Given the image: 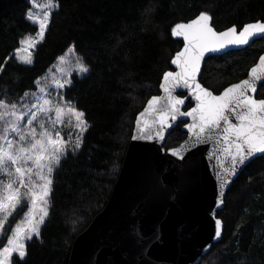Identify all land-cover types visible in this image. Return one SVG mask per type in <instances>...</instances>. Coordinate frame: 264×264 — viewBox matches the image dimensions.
<instances>
[{
  "label": "trees",
  "instance_id": "trees-1",
  "mask_svg": "<svg viewBox=\"0 0 264 264\" xmlns=\"http://www.w3.org/2000/svg\"><path fill=\"white\" fill-rule=\"evenodd\" d=\"M44 38L37 43L33 62L16 58L21 40L39 31L26 18L30 0H0V97L17 101L37 89L58 58L74 45L89 67L73 75L64 96L84 112L88 129L83 143L69 150L55 169L49 216L41 237L27 242V255L12 264H69L75 238L109 200L123 163L137 114L160 92L163 74L183 42L172 35L174 26L201 12L212 16L218 30L239 29L264 21V0H58ZM264 52V38L248 47L206 59L201 82L215 93L247 76ZM183 95V93H181ZM258 98H264V85ZM192 105L188 102L187 108ZM180 122L165 147L187 136ZM19 209L5 226L3 246L11 228L25 212ZM225 223L223 238L214 243L200 264H264V155L253 159L236 178L218 211Z\"/></svg>",
  "mask_w": 264,
  "mask_h": 264
},
{
  "label": "snow or ice",
  "instance_id": "snow-or-ice-1",
  "mask_svg": "<svg viewBox=\"0 0 264 264\" xmlns=\"http://www.w3.org/2000/svg\"><path fill=\"white\" fill-rule=\"evenodd\" d=\"M30 3L43 9L42 15H33L31 8L26 12V18L38 24L37 36L42 40L50 23L51 10L58 8L59 2L46 0L42 6L36 5L35 0H30ZM211 21L209 13L201 12L191 22L178 23L172 29V35L182 36L185 41L183 50L177 52L172 60V64L180 70L164 73L161 88L166 95L149 100L145 112L159 115V127L155 135L161 140L164 139L165 125L171 127L169 117L171 120H176L178 116L192 117L193 123L186 127L194 134L195 143H219L221 147L218 151L223 153L221 167L228 160L229 166L224 171L235 175L239 165L257 154H264V99L255 98L258 83L264 85V56L251 68L249 78L231 85L219 96L204 88L197 81V74L206 53L219 52L229 46L247 45L254 37L264 38V22L246 24L239 31L236 26H232L217 32ZM39 40L31 36L21 40V45L26 47L16 49L17 54L28 52ZM73 51L69 49V54ZM18 59L26 64L33 62L31 52L26 56L18 55ZM59 61L58 70L67 76L64 66L69 65L70 61L66 56H61ZM75 65L80 73L89 72L82 57L75 58ZM0 71H3L2 67ZM52 82L58 88H63L71 80L64 79L61 82L53 78ZM181 87L189 89L196 100V106L188 112L180 111L185 100L173 95ZM39 93L25 92L15 102L7 98V93L0 97V175L7 178L6 182L0 180V238H5L4 228L8 217L27 203L23 218L11 229V234L6 236L7 243L0 247V264H12L14 253L18 254L20 260H24L27 255L25 241L31 240L33 236L41 237L40 226L49 216L52 176L62 158L67 155L71 139L65 140L60 131H53L56 124H63L65 116H68L74 118L75 127L80 133L88 128L84 112L78 111L69 102L62 104L50 99V93L44 87L39 88ZM59 99L62 101L63 97ZM52 112H55V119L50 116ZM144 115L141 113V116ZM156 123L152 121V124ZM151 126L146 122L140 128L144 138H153ZM82 143V135H77L73 151L79 149ZM183 148L182 145L180 149H172V154L180 155ZM220 203L223 204L222 199ZM221 228L222 222L216 220L217 238L221 235Z\"/></svg>",
  "mask_w": 264,
  "mask_h": 264
},
{
  "label": "water",
  "instance_id": "water-1",
  "mask_svg": "<svg viewBox=\"0 0 264 264\" xmlns=\"http://www.w3.org/2000/svg\"><path fill=\"white\" fill-rule=\"evenodd\" d=\"M193 19L181 23H189ZM258 21L264 22L256 20L246 24ZM211 24L217 32L232 27L218 30L213 25V19ZM241 29L237 27L238 31ZM175 37L183 42L177 51L180 52L185 41L182 36ZM259 38L254 37L247 45L229 46L219 52L206 53L197 81L213 95L219 96L226 88L249 78L251 68L264 56V52L246 77L219 93L201 82L208 57L244 49ZM176 53L171 59L172 68L166 72L180 70L172 64ZM162 83L163 77L160 92L151 96L137 114L131 140L109 200L88 227L75 238L69 264H200L213 244L222 240L225 223L218 216V211L225 206L227 192L244 168L264 154H257L239 165L235 175L225 173L224 168L229 166V161L225 160L221 167L223 153L218 151L221 145L216 141L195 143L194 134L186 127L193 123L190 116H178L176 120L169 117L171 127L165 125L164 139L161 140L155 135L159 127V115L145 110L153 97L166 95L161 88ZM261 85L258 83L257 99H264L257 97ZM173 95L185 100L180 106L181 112H188L196 106V100L187 88H177ZM189 101L192 105L187 108ZM141 113L145 115L141 116ZM153 120L157 123L152 124ZM146 122L152 125V139L144 138L140 131ZM180 122H184L182 130L187 133L186 138L179 145L166 148L164 144L168 135ZM182 145L184 148L180 155H173L171 150L180 149ZM221 199L223 204L220 203ZM216 220L222 222L219 238L216 237Z\"/></svg>",
  "mask_w": 264,
  "mask_h": 264
},
{
  "label": "rangeland",
  "instance_id": "rangeland-1",
  "mask_svg": "<svg viewBox=\"0 0 264 264\" xmlns=\"http://www.w3.org/2000/svg\"><path fill=\"white\" fill-rule=\"evenodd\" d=\"M35 3L36 5H44L46 3V0H35ZM31 9H32V12H33V15H42V7H36V6H33V4L31 3ZM56 9V8H53L51 10V12ZM38 25V24H37ZM39 27V26H38ZM39 32V31H38ZM28 36H31L33 39L35 40H39V37L37 36V34L35 35H27L25 38H27ZM41 40H39L40 42ZM37 43L35 44V47H36ZM23 47H26L25 46H21L20 49H22ZM35 47L34 48H29L28 49V52H31L32 54V60H33V53H34V50H35ZM69 49H74V51L69 54ZM28 52H25V51H21L19 54H17L16 52V58L18 59V55L19 56H26L28 54ZM61 56H66V58L70 61V64L69 65H65L64 68H65V73H67L68 75L65 76L64 74H62L58 69L60 67V61H59V58ZM58 60L53 64V66L48 70V72L43 76L41 77L38 81H39V84H37V89L36 90H32L30 92H34V93H37L38 95L40 94L39 93V88L40 87H44L48 93H50V96L49 98L50 99H54L55 102H59V103H65V102H69L71 106H74L78 111H81L79 110L72 102L68 101L65 96H64V90H65V87L68 85V84H65V86L63 88H58L52 81H53V78H56L58 80H60L61 82L64 81V79H69L73 80V75H78V76H84L85 74L87 73H80L77 69H76V65H75V58L77 56L81 57L75 50V47L74 45H70L68 47V49L61 55ZM19 61H21L20 59H18ZM22 62V61H21ZM84 62V60H83ZM85 63V62H84ZM86 64V63H85ZM63 97V100L61 101L59 98L60 97ZM50 116L52 117V119H55V112H52L50 113ZM84 119H85V116H84ZM65 122L63 124H56L55 126V129L53 131H60L61 135L64 137L65 140H69L70 139V144L68 146V149H67V152L69 150H73V146L75 144V141H76V137L77 135H82V139L84 137V134L86 133V131H84L83 133H80V130L78 128L75 127V120L74 118L72 117H68V116H65L64 118ZM86 120V119H85ZM69 121H71V123H69ZM87 122V121H86ZM88 124V123H87ZM50 127V126H49ZM88 129V128H87ZM39 131V128L37 129ZM82 145V144H81ZM6 177L5 176H2L0 175V180H5L6 182ZM27 205V203H25ZM27 211V208L25 210V212ZM13 216V215H12ZM8 217V220L5 224V226L8 224V221L9 219L12 217ZM23 218V214L22 216L17 220L16 223H18L21 219ZM15 223V225H16ZM15 225L12 227L14 228ZM42 226V225H41ZM40 226V227H41ZM11 228V229H12ZM5 229V228H4ZM11 234V230H10V233L9 235ZM35 237V236H33ZM1 239V238H0ZM29 240H26L25 241V244L27 245V242ZM7 243V240H5L3 246ZM2 246V247H3ZM14 255H18L16 253L13 254ZM12 256V257H13Z\"/></svg>",
  "mask_w": 264,
  "mask_h": 264
}]
</instances>
